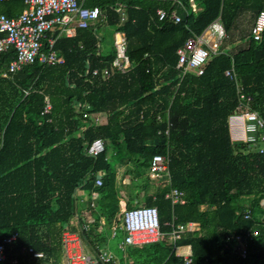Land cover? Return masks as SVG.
I'll list each match as a JSON object with an SVG mask.
<instances>
[{"label":"trees","instance_id":"trees-1","mask_svg":"<svg viewBox=\"0 0 264 264\" xmlns=\"http://www.w3.org/2000/svg\"><path fill=\"white\" fill-rule=\"evenodd\" d=\"M78 2L99 8L102 16L74 38L59 40L56 50L65 65L35 64L3 78L15 54L0 55V244L18 234L2 264H62V233L78 232L88 217L95 223L82 235L84 244L90 249L106 246L113 226L120 224L126 192L113 164L133 177L128 196L137 194L134 199L158 208L164 233L171 231L167 224L174 218L176 225H200L199 232L177 243L190 248L193 264H264V155L254 143L231 142L228 119L239 111L240 101L235 82L225 76L234 65L245 94L252 98L250 110L264 120V35L256 42L251 30L246 35L239 23L251 14L254 26L264 12V0H195L198 12L190 0ZM24 9V0L0 2V15L18 17ZM159 9L176 11L181 22L170 17L159 21ZM218 18L229 45L236 46L213 57L203 76L190 74L181 80L177 50ZM117 32L127 37L133 68L102 81L92 71L111 67ZM47 98L52 108L44 114ZM79 105H88L84 112L107 120L101 125L84 120ZM168 110L170 137L165 136L166 123L157 121V115ZM99 139L105 142V152L89 156L88 147ZM168 153L172 185L162 189L151 184L147 174L153 158ZM100 175L103 186L97 187ZM171 189L184 193L185 205L174 206L166 199ZM80 192L100 194L96 209L90 201L80 206ZM253 196L255 205L249 207L245 199ZM130 203L131 208L137 206ZM253 231L259 234L248 239L244 258L236 237ZM124 237L120 229L114 237L120 264L183 262L168 242L121 251ZM24 248L42 252L45 259H34Z\"/></svg>","mask_w":264,"mask_h":264},{"label":"built area","instance_id":"built-area-1","mask_svg":"<svg viewBox=\"0 0 264 264\" xmlns=\"http://www.w3.org/2000/svg\"><path fill=\"white\" fill-rule=\"evenodd\" d=\"M7 0H0V2ZM159 2L171 0H153ZM191 7L194 12L198 10L195 0H190ZM181 5L175 1V4ZM25 9L18 17H8L0 15V55L13 52L14 60L9 64L8 70L2 75L3 78H9L21 72L24 68L39 64L42 66H63L66 59L56 50L57 44L61 36L74 38L77 30L87 29L99 22L102 11L95 7L93 9L86 8L80 4L78 0H24ZM121 6V5H120ZM170 15V16H169ZM159 21L169 18L176 23L181 22V17L176 11L170 14L159 9L157 11ZM264 35V12H261L251 29L250 38L256 42H260ZM229 35L222 23L221 18L214 21L201 34L195 35L187 40L184 46L177 50L178 65L180 71V79L183 80L187 75H195L201 77L204 75L205 68L213 57H217L226 53L225 43ZM116 58L111 67L103 71L93 70L92 76L100 78L102 81H109L116 75H127L133 68L128 57V40L123 32L115 34ZM90 73V70L89 72ZM225 76L229 80L235 82L240 106L238 112L232 114L228 119L230 137L232 143H254L257 151L264 155V120L255 111L250 110V102L252 98L245 94L244 87L239 81V77L235 71V66L225 72ZM44 114H49L51 104L49 99L46 100ZM84 120H90L92 124L101 125L105 115H90L84 112V109H90L88 105H79ZM107 118V117H106ZM159 123H166L165 136L170 137L173 127L171 121L170 110L167 113L157 115ZM106 145L103 140H96L87 149L89 156L97 157L105 152ZM171 158L170 154L156 155L148 171L147 177L151 184L165 189L172 185L170 172ZM126 185V181H123ZM97 187L103 186V176H99L96 181ZM90 198L91 207L96 209V203L100 199L98 192L86 193ZM166 199L171 200L172 204L185 205L186 200L184 193L171 189L166 195ZM124 200V199H123ZM125 201V200H124ZM137 205L128 209L126 201L122 204L121 214L118 216L120 224H115L112 228L111 238L116 237L117 231H124V240L120 243L119 248L125 251L127 247H144L150 244L168 242L174 246L177 255L183 259L181 264H193L192 252L189 248L187 254L180 253L177 243L188 233H196L201 230L198 223L189 222L187 224L176 225L175 218L172 223L167 226L171 227V231L164 233L161 227L160 214L157 207H148L137 199H130ZM84 215L87 214L85 211ZM247 219L250 216H246ZM86 223L79 227V231L65 230L62 233L61 243L63 248L62 264H120L117 255L109 249L102 250L95 245L91 248L94 258L85 252V244L82 238L84 233L89 234L95 223L88 217ZM105 226V219L99 222V232H102ZM258 232L253 231L245 235L236 237L239 251L243 257L247 255V246L249 238L258 237ZM18 239V234L6 238L0 244V264L6 261V249L8 245L13 244ZM24 253L30 254L34 259H45L42 252H36L32 248H24Z\"/></svg>","mask_w":264,"mask_h":264},{"label":"rangeland","instance_id":"rangeland-1","mask_svg":"<svg viewBox=\"0 0 264 264\" xmlns=\"http://www.w3.org/2000/svg\"><path fill=\"white\" fill-rule=\"evenodd\" d=\"M250 16H251V14H247V15H243V17L240 19V25L242 26V29H246L247 30V34L246 35H248L249 34V32H250V30H251V28H252V24L253 23H251V21L250 20H252L251 18H250ZM246 24V25H245ZM109 37H111V35H109ZM239 39H241V36H239L238 37ZM108 40L109 41H111L112 40V38H108ZM238 40V39H237ZM247 41H249V39L247 40ZM246 41V43H248ZM229 42V43H228ZM227 43H226V46L228 45V44H230V41H228ZM237 42V41H236ZM238 43H241V41L240 40H238ZM232 45V46H231ZM230 45V47H235L236 45H234V44H231ZM240 45V44H239ZM245 46V45H244ZM107 116H104V118H103V120L104 121H106L107 120V118H106ZM118 165L117 164H113L112 165V168H113V171L115 170V171H117L118 170V173H117V180L120 182V184L121 185H123L124 183H123V181L124 180H127V182H126V185H123V187L124 188H126L125 190H126V192H128V191H130V189H132L133 188V177H132V175L129 177V174L128 173H126V169L125 168H123V167H118ZM139 192V191H138ZM143 191L142 190H140V192L138 193V196H140L141 197V193H142ZM151 192H154L153 190L151 191ZM150 192V193H151ZM125 193V192H124ZM135 195H137V194H134V195H131V196H128L127 194L125 195V197H123V199L126 201V203H127V205H129V209L132 207V203H130V199H132ZM90 201V198H88L87 199V202H83V203H81V207H83V206H86L87 205V203ZM122 207V206H121ZM136 207V206H135ZM119 218V217H118ZM117 243H118V241L116 240V239H114V238H110V236L108 237V242H107V244H106V246H102L101 247V249L102 250H105V249H108V248H106L107 246H109V248L113 251L115 248V251L117 250ZM85 252L89 255V256H91L92 258H94L95 256H94V254H93V252L91 251V249L90 248H88L86 245H85ZM114 252V251H113Z\"/></svg>","mask_w":264,"mask_h":264},{"label":"crops","instance_id":"crops-1","mask_svg":"<svg viewBox=\"0 0 264 264\" xmlns=\"http://www.w3.org/2000/svg\"><path fill=\"white\" fill-rule=\"evenodd\" d=\"M78 31V30H77ZM64 37H66L65 35H63ZM63 36H61L60 37V39L63 37ZM59 39V40H60ZM230 131V130H229ZM131 175H129V177H130ZM126 182H127V180H125ZM120 183V182H119ZM124 183V182H123ZM123 185H125V184H123ZM123 185H122V187H123ZM125 195H126V192L124 193L123 192V196L125 197ZM87 199H88V196L87 195H83V193L82 192H80L79 193V200H80V202H87ZM255 199H256V197L255 196H253V197H249V198H247L246 197V199H245V202H247V204L249 205V207H253L254 205H255ZM124 200H122L121 201V206H122V204H124ZM83 213L85 212V210H83L82 211ZM179 252L180 253H185V254H187L188 252H189V248H180L179 249Z\"/></svg>","mask_w":264,"mask_h":264},{"label":"clouds","instance_id":"clouds-1","mask_svg":"<svg viewBox=\"0 0 264 264\" xmlns=\"http://www.w3.org/2000/svg\"><path fill=\"white\" fill-rule=\"evenodd\" d=\"M196 4V3H195ZM190 6H191V2H190ZM196 6H197V4H196ZM192 8V7H191ZM198 8V7H197ZM193 10V9H192ZM199 11V8H198V10L196 11V12H198ZM194 12V11H193ZM100 21V20H99ZM225 27V26H224ZM229 39L230 38H228V40L226 41V43L229 41ZM115 43V42H114ZM226 43H225V48H226V50H232L234 47H230V45L228 44L227 46H226ZM229 43V42H228ZM235 45V44H234ZM232 46V45H231ZM3 75V74H2Z\"/></svg>","mask_w":264,"mask_h":264}]
</instances>
